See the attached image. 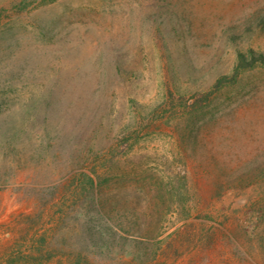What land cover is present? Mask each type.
Segmentation results:
<instances>
[{"label": "rangeland", "instance_id": "rangeland-1", "mask_svg": "<svg viewBox=\"0 0 264 264\" xmlns=\"http://www.w3.org/2000/svg\"><path fill=\"white\" fill-rule=\"evenodd\" d=\"M0 264H264V0H0Z\"/></svg>", "mask_w": 264, "mask_h": 264}, {"label": "trees", "instance_id": "trees-1", "mask_svg": "<svg viewBox=\"0 0 264 264\" xmlns=\"http://www.w3.org/2000/svg\"><path fill=\"white\" fill-rule=\"evenodd\" d=\"M245 58H246V56H245L244 54H241V59L244 60ZM256 59H257L256 56H253V57H252V61H250V62H244V61H242L241 63H239V68H241V69H246V68L252 66V65L254 64V62H255ZM219 83H220L219 86H221V85L225 84L226 81H223V80L221 79ZM255 180H256V179H253L251 182H253V181H255ZM242 181H243V180H242ZM251 182H249L248 184H250ZM189 211H190V210H189ZM189 215H190V212H188V215H187V216H189Z\"/></svg>", "mask_w": 264, "mask_h": 264}]
</instances>
